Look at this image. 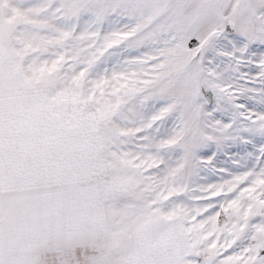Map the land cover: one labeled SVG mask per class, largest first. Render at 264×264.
<instances>
[{
	"label": "snow or ice",
	"instance_id": "obj_1",
	"mask_svg": "<svg viewBox=\"0 0 264 264\" xmlns=\"http://www.w3.org/2000/svg\"><path fill=\"white\" fill-rule=\"evenodd\" d=\"M0 264H264V0H0Z\"/></svg>",
	"mask_w": 264,
	"mask_h": 264
}]
</instances>
